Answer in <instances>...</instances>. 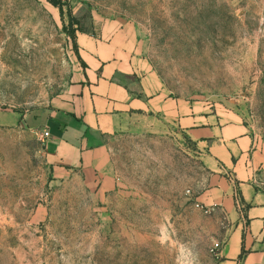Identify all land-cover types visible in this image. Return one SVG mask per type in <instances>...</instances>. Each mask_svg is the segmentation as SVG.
Segmentation results:
<instances>
[{
  "label": "rangeland",
  "instance_id": "obj_1",
  "mask_svg": "<svg viewBox=\"0 0 264 264\" xmlns=\"http://www.w3.org/2000/svg\"><path fill=\"white\" fill-rule=\"evenodd\" d=\"M50 1L0 0V264H214L223 221L184 135L129 122L60 173L37 127L84 67L79 30L112 24L171 97L232 110L264 151V0Z\"/></svg>",
  "mask_w": 264,
  "mask_h": 264
},
{
  "label": "crops",
  "instance_id": "obj_2",
  "mask_svg": "<svg viewBox=\"0 0 264 264\" xmlns=\"http://www.w3.org/2000/svg\"><path fill=\"white\" fill-rule=\"evenodd\" d=\"M75 42L84 67L37 127L50 133L43 142L47 163L60 173L84 166L103 137L129 122L171 125L210 173L196 201L223 221L214 264H264V151L242 119L218 104L171 97L127 29L107 24Z\"/></svg>",
  "mask_w": 264,
  "mask_h": 264
},
{
  "label": "built area",
  "instance_id": "obj_3",
  "mask_svg": "<svg viewBox=\"0 0 264 264\" xmlns=\"http://www.w3.org/2000/svg\"><path fill=\"white\" fill-rule=\"evenodd\" d=\"M49 138H50V133H49L48 131H44V133H43V135H42V142L48 140ZM221 247H222V243H221V242H220V243L217 242V243H215V244L213 245L211 251L213 252V254H214L215 257L218 256Z\"/></svg>",
  "mask_w": 264,
  "mask_h": 264
},
{
  "label": "trees",
  "instance_id": "obj_4",
  "mask_svg": "<svg viewBox=\"0 0 264 264\" xmlns=\"http://www.w3.org/2000/svg\"><path fill=\"white\" fill-rule=\"evenodd\" d=\"M54 6H58L59 4H58V1H56V0H52V1H50ZM79 32H81V33H86V32H84V31H80L79 30ZM75 42V41H74ZM75 48L77 49V46H76V42H75ZM244 253H245V251L243 250V252H242V255H244ZM242 255H241V258H242Z\"/></svg>",
  "mask_w": 264,
  "mask_h": 264
},
{
  "label": "clouds",
  "instance_id": "obj_5",
  "mask_svg": "<svg viewBox=\"0 0 264 264\" xmlns=\"http://www.w3.org/2000/svg\"><path fill=\"white\" fill-rule=\"evenodd\" d=\"M190 264H191V262H190Z\"/></svg>",
  "mask_w": 264,
  "mask_h": 264
}]
</instances>
